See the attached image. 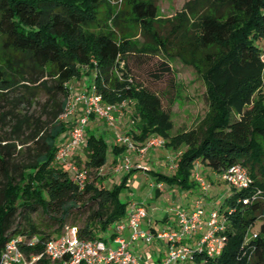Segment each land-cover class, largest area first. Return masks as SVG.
<instances>
[{
    "label": "trees",
    "instance_id": "1",
    "mask_svg": "<svg viewBox=\"0 0 264 264\" xmlns=\"http://www.w3.org/2000/svg\"><path fill=\"white\" fill-rule=\"evenodd\" d=\"M103 1L0 0V253L21 236L28 259L41 255L34 264H60L43 255L44 245L66 227L78 238L107 242L116 236L111 226L125 217L119 190L126 178L107 185L99 171L108 161L103 135L86 132L85 158L77 163L87 172L82 187L55 160L58 139L73 123L61 117L68 82L88 67L87 89L93 84L103 102H126L136 112V140L156 134L166 147L182 148L172 176L158 174L157 182L193 189L196 161L215 173L238 162L248 170L249 185L230 187L214 206L226 219L220 254L194 251L186 263L264 264V0H186L166 18H158L154 0H124L114 22L129 14L141 29L138 43L99 23ZM130 58L150 65L154 80L175 77L176 62L198 75L207 110L195 126L171 133L169 112L130 74ZM112 149L114 156L124 151L118 143Z\"/></svg>",
    "mask_w": 264,
    "mask_h": 264
},
{
    "label": "built area",
    "instance_id": "2",
    "mask_svg": "<svg viewBox=\"0 0 264 264\" xmlns=\"http://www.w3.org/2000/svg\"><path fill=\"white\" fill-rule=\"evenodd\" d=\"M261 58L264 61V51ZM120 107L121 104L103 102L95 92L93 84L77 94L70 92L67 105L61 115L62 119H70L79 109L81 113L72 123L67 138L61 142L55 160L68 168L73 180L80 187L87 178V172L75 163L71 156L85 144L86 125L90 117L95 116L113 126L117 116H122ZM116 143H124L128 152L138 153L140 156L149 149L162 147L165 144L160 136L149 137L143 143L134 137L116 136ZM179 155L180 152L176 154L174 160H169L173 165L172 169H175ZM200 165L199 161L195 162L193 179L205 194L211 186L204 178ZM132 168L131 162L125 157L117 163L114 170L128 172ZM101 170L102 168L99 170L100 173ZM214 174L218 175L219 179L229 187L241 189L250 183L247 168L239 162ZM150 186L161 187L162 183L150 182ZM248 201V198L242 200L243 203ZM202 206H204L203 196H197L192 209H176L174 226L163 227L159 230H143L139 227L141 221L147 217L145 207L142 203H131L125 217L115 223L116 236L112 241L81 239L77 237L74 227H66L62 234L45 243L43 255L52 262L60 264H150L148 260L129 248L133 242L138 240L145 244L158 242L164 246L162 255H159L153 264H185L192 260L194 251H202L208 256L218 255L224 244V237L219 234V230L224 226L226 219L215 207L210 209L209 217L205 218ZM126 229L129 230L127 238L124 236ZM21 240L23 238L18 236L5 242L0 253V264L35 263L41 255L28 259L19 247ZM36 241L35 237L32 238L29 245H33ZM111 243L115 245L112 246Z\"/></svg>",
    "mask_w": 264,
    "mask_h": 264
},
{
    "label": "rangeland",
    "instance_id": "3",
    "mask_svg": "<svg viewBox=\"0 0 264 264\" xmlns=\"http://www.w3.org/2000/svg\"><path fill=\"white\" fill-rule=\"evenodd\" d=\"M154 1H156L158 8V18H166L179 10L186 0ZM123 6L124 0H104L97 11L99 23L104 25L106 30H111L116 35H121V33H123L134 42H142L141 29L138 24L132 21L129 14L120 17L115 24L114 18L116 14L122 10ZM91 29L96 28L94 25H91ZM154 60H156V58L149 59L151 62H154ZM149 66L150 65L145 63H138L132 58L129 59L130 74H133L137 81L148 86L160 96L163 108L169 112L173 122L171 133L174 134L183 129H190L195 126L207 110L205 87L202 80L191 68L184 67L179 62L173 63L175 77L173 75H165L160 80H154L148 74ZM81 70L82 74L79 78H73L68 82V86L73 93L78 91L76 90V82H83L81 87L85 90L88 85L87 80L92 77L93 69L82 67ZM90 82L91 81H89V83ZM120 110L122 116H117V120L113 126L108 125L101 119L93 120L92 122L88 121L86 125L87 133H99L103 135L106 141L107 162L110 164L108 165L109 168L105 166L102 168L101 176L107 185H111L113 182L121 183L126 178L124 186L119 190L120 199L127 202L125 215L131 203H142L147 212L146 219L152 221L155 230H159L163 227L168 228L171 226V222L175 221L174 213L176 209H192L198 193H202V190L197 183L193 184V189H189L180 184L174 185L165 179L161 180V187H151L149 184L151 181L155 183V178L158 174L164 177L172 176L173 167L171 166L173 165L169 160H174L176 154L181 152L182 148L174 150L166 147L164 144L162 147L149 149L140 156L138 153L128 152L125 149L126 146L124 143H120V145H123L124 151L114 156L112 146L116 143V136L133 137L131 130H136L139 124L138 122H140L136 112L131 109V106L126 105V102L121 104ZM152 136L158 135L151 134L146 137L145 140ZM62 139V137H59L58 141L61 142L63 141ZM144 141L141 140L139 142L143 143ZM125 157L129 159L133 168L136 169L129 175L127 171L123 170L115 173L114 167ZM84 158L85 153L83 148H80L76 154L71 156V159L79 164L83 163ZM114 159L116 162H113ZM137 164L140 166L137 167ZM203 168L204 166L201 164L200 169L203 170ZM193 174L194 167L189 176L191 181L193 180ZM202 174L211 186L209 191V198L211 201L208 203L206 197H203L204 206H202L204 217L208 218L211 207H213V205L217 207L219 203L222 202L225 195L229 192L230 187L221 181L216 174H206L204 171ZM33 216L37 220L42 218L39 214H34ZM142 224L143 221L140 227ZM114 226V224L111 226L110 231L114 229ZM124 236L126 238L128 237L125 233ZM140 242L141 241H135L131 244V246L136 245V249L140 254L148 257L152 249L157 253L160 252L161 247L158 242H152L150 244Z\"/></svg>",
    "mask_w": 264,
    "mask_h": 264
},
{
    "label": "crops",
    "instance_id": "4",
    "mask_svg": "<svg viewBox=\"0 0 264 264\" xmlns=\"http://www.w3.org/2000/svg\"><path fill=\"white\" fill-rule=\"evenodd\" d=\"M88 84H89V81H91V79L89 78L88 80ZM86 82V81H85ZM83 83V82H82ZM82 83H81V81H79V82H76V87H77V89L76 90H78V91H75L74 92V94H77L79 91H81V90H84L82 87H81V85H82ZM79 88V89H78ZM263 89H264V87H263ZM264 91V90H263ZM73 92V91H72ZM81 113V109H79L77 112H76V114L73 116V117H71V120H73V122L75 121L74 119H77L78 117H79V114ZM93 120H99V118H96L95 116H91L90 117V119H89V121L90 122H92ZM110 163L109 162H107L106 164H105V167H108V165H109ZM109 168V167H108ZM174 170V169H173ZM203 170H204V172L206 173V174H211V175H213L214 174V172L213 171H211V170H207V169H204L203 168ZM115 173H117V172H115ZM151 182H153V181H151ZM155 183H157V181H156V179H155ZM162 183V182H161ZM149 184H150V182H149ZM209 191H210V189L206 192V194H205V197H206V199H207V202L208 203H210V195H209ZM213 193H215V192H213ZM213 207H214V205H213ZM213 207H211V208H213ZM143 221V224H142V226L140 227L141 229H143V230H155V228H154V226H153V223H152V221L150 220V219H143L142 220ZM141 221V222H142ZM141 224V223H140ZM174 224V222H171V226ZM146 226V227H145ZM124 233H125V235H129V230L128 229H126L125 231H124ZM138 241H141V240H138ZM140 243H142V241L140 242ZM111 245L112 246H114L115 244L114 243H111ZM160 247H161V245H160ZM130 249H132L133 251H135V252H137L138 254H140L138 251H137V249H136V245L135 246H130L129 247ZM162 250H163V248L161 247L160 248V252H156V251H154V249H152L151 250V253H150V255L148 256V257H146L145 255H142V254H140L143 258H145V259H147L148 260V262L150 263V264H153L154 262H155V260H156V258L159 256V255H162Z\"/></svg>",
    "mask_w": 264,
    "mask_h": 264
}]
</instances>
